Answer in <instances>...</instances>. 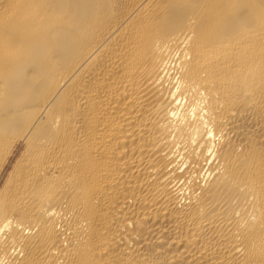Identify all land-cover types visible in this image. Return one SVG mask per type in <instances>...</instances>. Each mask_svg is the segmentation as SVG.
Returning a JSON list of instances; mask_svg holds the SVG:
<instances>
[{
	"label": "bare ground",
	"instance_id": "bare-ground-1",
	"mask_svg": "<svg viewBox=\"0 0 264 264\" xmlns=\"http://www.w3.org/2000/svg\"><path fill=\"white\" fill-rule=\"evenodd\" d=\"M0 264H264V0H0Z\"/></svg>",
	"mask_w": 264,
	"mask_h": 264
}]
</instances>
